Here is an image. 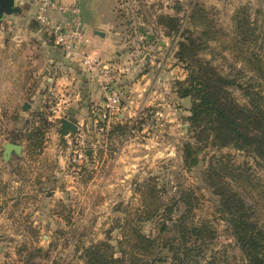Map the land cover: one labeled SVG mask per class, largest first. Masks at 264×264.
<instances>
[{
	"label": "rangeland",
	"instance_id": "1",
	"mask_svg": "<svg viewBox=\"0 0 264 264\" xmlns=\"http://www.w3.org/2000/svg\"><path fill=\"white\" fill-rule=\"evenodd\" d=\"M99 2L116 50L103 60L129 65L118 87L131 116L109 126L95 122L99 100H91L97 90L89 78L76 63L79 70L73 69L37 21L34 26V7L15 0L14 12L0 17V264H91L85 250L93 246H99L101 264H130L111 261L131 252L127 231L139 227L154 237L158 229L159 215L145 218L143 197L154 209L175 203L182 193L191 202L186 219L214 230L211 238L188 242L202 251L195 264H246L212 184L236 193L264 230V162L251 150L195 143L187 120L191 100L176 92L186 70L175 53L179 34L201 30L188 17L201 3L219 30L204 57L237 76L231 91L238 102L248 101L241 89L248 85L264 97V0ZM239 7L246 8L257 37L251 47L261 57V71L244 64L233 44L238 30L232 15ZM161 14L179 18L177 33L166 34ZM76 74L86 79L83 88ZM69 116L78 128L61 143L58 120ZM6 142L20 144L21 154L4 159ZM187 143L201 147L193 166L184 161ZM81 146L94 148L95 155L79 158ZM210 166L214 172L207 173ZM182 211L180 201L172 215ZM163 254L166 260L156 264H174Z\"/></svg>",
	"mask_w": 264,
	"mask_h": 264
},
{
	"label": "trees",
	"instance_id": "2",
	"mask_svg": "<svg viewBox=\"0 0 264 264\" xmlns=\"http://www.w3.org/2000/svg\"><path fill=\"white\" fill-rule=\"evenodd\" d=\"M245 9L239 7L232 15L234 27L238 30L233 44L237 46L244 64L256 65L258 71H261V57L251 47L257 42V37L253 34ZM188 17L192 25L195 28L201 27V30L197 31V35L188 30L178 35L175 57L183 64L186 77L176 83V92L179 98L191 100L187 120L195 143L209 141L215 147L251 150L264 162V97L248 85L241 88L248 101L240 103L236 100L231 88L238 85L237 76L222 73L204 57L207 42L215 40L219 30L215 29L213 20L201 3H194ZM158 23L164 26L167 35L175 34L180 29L179 18L176 16L161 14ZM118 122L121 120L113 124H120ZM200 149V146L185 145L184 161L187 165L196 164L197 159L193 153ZM206 171L214 172L211 166ZM214 186L212 184L213 191L220 196L232 236L243 252L246 264H264V230L252 220L248 207L236 193L227 192L223 186L214 189ZM143 201L144 206L147 204L149 207H145V218L159 215L156 235H146L139 227L129 229L126 238H130L131 252L121 251L119 257L111 256V261L122 262L128 259L130 264H156L166 260L163 252H167L174 264H195L196 257L202 251L200 246L188 242L192 238L200 241L204 236L211 238L214 230L206 226L199 228L186 219L185 214L191 212L189 198L182 193L175 203L154 209L145 197ZM180 201L185 211L174 217L173 210L178 208ZM85 253L91 264H101L99 246L86 248Z\"/></svg>",
	"mask_w": 264,
	"mask_h": 264
},
{
	"label": "built area",
	"instance_id": "3",
	"mask_svg": "<svg viewBox=\"0 0 264 264\" xmlns=\"http://www.w3.org/2000/svg\"><path fill=\"white\" fill-rule=\"evenodd\" d=\"M20 2H28L34 7L35 20L52 38L64 58L79 65L101 94L102 102L92 111L95 122H102L106 126L116 122L125 98L124 90L118 87V83L129 71V65L120 66L110 63L86 50L89 39L84 32L78 4L67 3L65 0H20ZM52 14H58L59 18H54ZM86 151L81 146L77 156L86 157Z\"/></svg>",
	"mask_w": 264,
	"mask_h": 264
},
{
	"label": "crops",
	"instance_id": "4",
	"mask_svg": "<svg viewBox=\"0 0 264 264\" xmlns=\"http://www.w3.org/2000/svg\"><path fill=\"white\" fill-rule=\"evenodd\" d=\"M67 3H76L80 7V13H81V18L83 22V28L85 35L89 39V52L96 56H100L103 59H110L112 52H116L114 50V46L111 42L110 35H109V25L106 22V20L103 18L101 14V8H100V2L99 0H65ZM54 18H59L57 17V14H52ZM36 20H33L34 26L38 25ZM106 33L108 36H106ZM97 57V56H96ZM68 63L67 65H69ZM73 66V69H78L79 68L75 65V63H71ZM71 67V66H70ZM69 67V68H70ZM72 69V68H71ZM143 76V75H142ZM83 77V76H82ZM81 77V74L77 75L76 74V81L80 83V88H83L84 86L87 85L85 82L86 79L84 80ZM145 77V76H144ZM143 77V78H144ZM126 79V75L123 77V81ZM59 83L63 82L62 78L61 80L58 81ZM139 83H134V87L138 88ZM143 86H141L142 88ZM60 89V88H58ZM61 90V89H60ZM62 91V90H61ZM95 92V93H94ZM94 92L90 95L91 100H99V103L102 102V96L101 94L97 91L94 90ZM72 104V103H71ZM69 104V105H71ZM127 114V116H126ZM131 114V110L127 107V105H121L120 110L118 112V120L120 119L121 121L129 116ZM117 120V121H118ZM78 127V126H77ZM93 156L95 155V150H91Z\"/></svg>",
	"mask_w": 264,
	"mask_h": 264
},
{
	"label": "water",
	"instance_id": "5",
	"mask_svg": "<svg viewBox=\"0 0 264 264\" xmlns=\"http://www.w3.org/2000/svg\"><path fill=\"white\" fill-rule=\"evenodd\" d=\"M16 6L15 0H0V17L4 14H8L12 11V8ZM29 108V104L24 102L22 105V109L26 110ZM59 140L61 143L65 142V136L68 134H74L77 130V122L74 117H61L59 120ZM3 157L4 159H8L12 153L16 155H20L22 152V146L20 144L6 142L3 146ZM86 154L88 157L91 156V150H87Z\"/></svg>",
	"mask_w": 264,
	"mask_h": 264
}]
</instances>
